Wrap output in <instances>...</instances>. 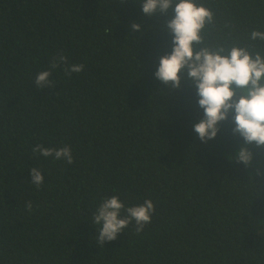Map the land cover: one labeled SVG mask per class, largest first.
<instances>
[{
	"label": "trees",
	"instance_id": "16d2710c",
	"mask_svg": "<svg viewBox=\"0 0 264 264\" xmlns=\"http://www.w3.org/2000/svg\"><path fill=\"white\" fill-rule=\"evenodd\" d=\"M195 2L212 20L194 51L264 56L250 39L264 32V0ZM173 15L148 16L141 0H0V264H264V147L248 146L247 165L230 159L242 138L228 121L201 142L195 86L154 77ZM60 54L53 87L37 90ZM71 64L84 69L66 75ZM36 144L70 146L73 163L33 154ZM112 195L154 211L101 247L92 214Z\"/></svg>",
	"mask_w": 264,
	"mask_h": 264
},
{
	"label": "clouds",
	"instance_id": "9594fccd",
	"mask_svg": "<svg viewBox=\"0 0 264 264\" xmlns=\"http://www.w3.org/2000/svg\"><path fill=\"white\" fill-rule=\"evenodd\" d=\"M142 12L148 16L166 13L172 8L174 15L166 19L162 29L171 35V51L159 57L153 73L162 85L179 88L181 80L186 79L195 86L198 106L203 110L193 124L194 134L201 142L214 139L221 122L232 124L231 132L242 138L239 147L230 158L247 165L253 153L249 145L264 147V56L253 54L244 47H232L227 55L207 48L193 49L200 43V32L206 22L212 20V12L195 0H141ZM132 30L143 33L139 23L131 24ZM264 40V32L253 30L250 39ZM67 65V57L58 55L49 62V68L40 71L34 78L37 90L53 87L51 72L57 67ZM83 64H71L64 68L65 74L79 73ZM33 154L64 160L73 163L70 146L60 148L44 147L36 144ZM31 183L41 186L44 176L39 169H29ZM25 208L32 210L31 201ZM124 215H121V213ZM153 203L146 199L143 204L126 206L116 195L104 198L92 214L91 223L97 230L96 242L103 247L105 241L115 240L118 234L135 221V231L141 232L151 221Z\"/></svg>",
	"mask_w": 264,
	"mask_h": 264
}]
</instances>
